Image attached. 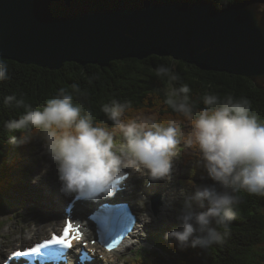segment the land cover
Listing matches in <instances>:
<instances>
[{
  "label": "trees",
  "instance_id": "1",
  "mask_svg": "<svg viewBox=\"0 0 264 264\" xmlns=\"http://www.w3.org/2000/svg\"><path fill=\"white\" fill-rule=\"evenodd\" d=\"M214 1L224 8L264 0ZM46 133L75 154L111 140L137 147L177 139L197 165L201 191L179 219L186 238L173 229L159 255L174 252L176 264H264V90L250 79L171 57L59 71L0 58V213L6 194L23 191L15 177L25 178L21 151ZM192 213L195 223L186 218ZM143 256L133 264H150Z\"/></svg>",
  "mask_w": 264,
  "mask_h": 264
},
{
  "label": "water",
  "instance_id": "2",
  "mask_svg": "<svg viewBox=\"0 0 264 264\" xmlns=\"http://www.w3.org/2000/svg\"><path fill=\"white\" fill-rule=\"evenodd\" d=\"M151 56L264 90V1L0 0L1 59L59 71Z\"/></svg>",
  "mask_w": 264,
  "mask_h": 264
},
{
  "label": "rangeland",
  "instance_id": "3",
  "mask_svg": "<svg viewBox=\"0 0 264 264\" xmlns=\"http://www.w3.org/2000/svg\"><path fill=\"white\" fill-rule=\"evenodd\" d=\"M168 94L172 102L178 101L177 92L173 87L168 89ZM36 138L38 137L31 138L32 141L26 150L21 151L24 153L23 162L20 164L21 171L26 175L21 187L29 194L27 200L20 201L21 198L13 196L11 192L6 194L8 203L5 212L0 213V251L3 244L4 249L7 248L6 254L16 246H22V242L27 240L25 235L30 234L41 220L45 224L39 229L42 235L35 231L38 238L60 222L63 207L62 204L56 203L59 202L56 194L58 193L60 197L63 191L48 192L46 183L50 184V188L53 184L59 185L61 176L69 183H90L108 174L120 173L125 168L124 162L133 158L138 166L150 164L158 166L159 163H163L173 168L165 169L167 186L164 184L160 186L161 190L157 193L160 196L151 195L144 201L140 200L144 211V226L138 236L129 242L127 249L123 253L115 254L113 260L117 261V264H133L139 262L138 258L144 255L143 257L150 259V264H176L178 255L174 252L159 255L163 254L158 248L159 243H163L161 238L171 234L170 231L173 229L177 231L173 236L186 238L179 219L184 209L197 207L196 200L201 191L200 177L195 171L197 165L188 160L187 154L182 153V145L177 139L159 137L137 147L111 140L82 154H75L55 146L50 133H46L38 141L33 140ZM8 152H11L10 148H7L6 153ZM170 170L174 172L171 176ZM72 186L74 185L69 184L66 190L72 189ZM142 188L144 186L140 189ZM162 191L171 198L176 195L175 201H166L167 198L160 193ZM192 214V217L187 215L186 218L195 223L197 218L194 213ZM54 215L59 216L58 220Z\"/></svg>",
  "mask_w": 264,
  "mask_h": 264
},
{
  "label": "bare ground",
  "instance_id": "4",
  "mask_svg": "<svg viewBox=\"0 0 264 264\" xmlns=\"http://www.w3.org/2000/svg\"><path fill=\"white\" fill-rule=\"evenodd\" d=\"M128 160H126L125 162H124V164L127 162ZM176 161V160H175ZM161 168V167H160ZM163 168H165V169H172L173 168V166H171V165H167V164H164V166H163ZM124 170H125V173L126 172H130L131 171V168L129 167V166H125V168H124ZM123 170V171H124ZM122 171V172H123ZM172 171V170H171ZM137 172V174H138V178L139 177H144L145 176V172H142V170L140 169V170H137L136 171ZM174 172L172 171V173L170 174V176L173 174ZM106 176H112V175H106ZM103 177H105V176H103ZM102 178V177H101ZM135 178V180H136V176L134 177ZM92 182V181H91ZM166 182V181H165ZM7 183V182H6ZM69 184H72V185H74V186H72V189L70 188L69 190H66L67 189V187H68V185ZM81 184V185H80ZM89 183H69V181L67 182L66 180H64V177L63 176H61V179H60V184L59 185H52V191L53 192H55V193H57V192H59V191H63V194H62V196H60L59 197V195H58V193L56 194V196H57V199L59 200V202H56L57 204H62V211L60 212V222H58L55 226H59V224L62 222L63 223V220H64V218H65V216H64V208H65V206H66V204H67V202H69L70 201V199H71V197L79 190V189H81V188H83V187H85V186H87ZM158 185H156L154 188H152L151 187V191L149 192V194H148V197H150L151 196V192L157 187ZM167 186V185H166ZM48 189H50V188H48ZM32 190H34V188H32ZM34 193H36V191H34ZM160 193H162V196L163 197H165V198H167L166 199V201H175V196L173 197V198H171V197H168V196H166V193L164 194V192L162 191V192H160ZM147 199V198H146ZM64 205V206H63ZM135 212L139 215V217H140V220H141V227H140V230H142V228H143V226H144V219H143V216H144V211H143V209H142V205H138V206H135ZM77 218L80 220V221H82L83 220V213H78L77 215ZM54 218L56 219V220H58V218H59V216H57V215H54ZM50 219H52V218H50ZM49 219V220H50ZM44 221L43 220H41V222H39V224H37L36 226H35V228L34 229H32V231L30 232V234H32L33 236H34V233H35V231L37 230L41 235H42V232L39 230V229H41L43 226H44ZM48 226H50V225H48ZM60 226H61V224H60ZM47 230V229H46ZM52 231H54V228H52L51 227V229H48L46 232H45V234H46V236H43V237H41L42 239H45V238H48L47 236L52 232ZM140 232V231H139ZM38 233V234H39ZM7 235V234H6ZM36 235V234H35ZM40 239H37V240H32V241H39ZM27 241H29V242H31V240H28L27 239ZM4 247H5V245L3 244V247H2V249H1V251H0V262H2V258L4 257L3 255H5V253H6V249L7 248H5L4 249ZM17 247H20V246H16L15 248H17ZM101 254H103V253H101ZM101 254L99 253L98 254V257H100L101 256Z\"/></svg>",
  "mask_w": 264,
  "mask_h": 264
}]
</instances>
